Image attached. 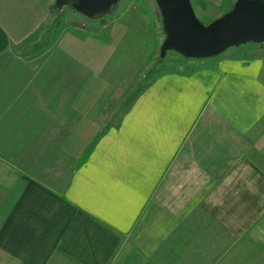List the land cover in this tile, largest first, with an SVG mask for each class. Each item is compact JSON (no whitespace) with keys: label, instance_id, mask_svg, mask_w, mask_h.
I'll use <instances>...</instances> for the list:
<instances>
[{"label":"crops","instance_id":"crops-1","mask_svg":"<svg viewBox=\"0 0 264 264\" xmlns=\"http://www.w3.org/2000/svg\"><path fill=\"white\" fill-rule=\"evenodd\" d=\"M46 14L0 0V55ZM97 60L46 136L66 166L0 156V264H264L263 58L165 70L119 114Z\"/></svg>","mask_w":264,"mask_h":264},{"label":"rangeland","instance_id":"rangeland-1","mask_svg":"<svg viewBox=\"0 0 264 264\" xmlns=\"http://www.w3.org/2000/svg\"><path fill=\"white\" fill-rule=\"evenodd\" d=\"M41 1L47 14L34 30L36 39L25 40L28 34L0 55V156L38 178L45 174V165L53 161L66 166L46 146V136L90 63L98 59L104 74L124 87L127 98L139 84L148 81V71L166 39L156 0H118L100 17L88 16L60 0ZM235 2L208 0L201 7L190 0L194 16L210 22L230 11ZM57 3L64 18L50 32L56 16L52 6ZM178 54H169L165 70H187L203 64L201 59H185ZM221 55H254L264 61V47L244 42L226 48ZM117 114L111 122L116 121Z\"/></svg>","mask_w":264,"mask_h":264},{"label":"water","instance_id":"water-1","mask_svg":"<svg viewBox=\"0 0 264 264\" xmlns=\"http://www.w3.org/2000/svg\"><path fill=\"white\" fill-rule=\"evenodd\" d=\"M89 1L108 6L104 13L98 16H92L100 17L107 13L118 0ZM156 1L161 10L164 27V19H166L169 27L172 29V40L175 39L178 41L189 54L187 55L175 48L168 47L166 45L167 33L164 47L162 49H172L188 57L204 58L221 53L226 48L240 43L248 41H264V0H249L250 3L247 5L242 4L240 0H236L230 11L212 20L208 25H203L194 16L190 0ZM60 3L64 4L62 0H60ZM238 3H241L240 8L235 11ZM218 20L221 21L213 27H210ZM236 30L238 31L233 34Z\"/></svg>","mask_w":264,"mask_h":264},{"label":"trees","instance_id":"trees-1","mask_svg":"<svg viewBox=\"0 0 264 264\" xmlns=\"http://www.w3.org/2000/svg\"><path fill=\"white\" fill-rule=\"evenodd\" d=\"M191 1H192L193 4L198 3L201 7H203L205 5L204 0H191ZM52 8L56 12V16H55V18H54V20L52 22L51 28L49 29L50 32L54 31L57 28V26L60 24V22L63 20V18H64V11L62 9L61 10L59 9V4L53 5ZM229 9H231V7ZM104 15H102V16H104ZM100 19H102V18H100ZM198 19L204 25H208L210 23V21H202L200 18H198ZM36 35H37V31H34L33 33L29 34L25 38V40H35L36 39ZM248 43L250 45H253V46L255 45V46L259 47V48H263L264 47V41H248ZM171 53L178 54V53H176L172 49H167V48L161 49L160 53L158 54V56L156 57L154 63L152 64V66L150 67V69L148 71V76L146 78V79H148V81H150L151 79L157 77L158 75L162 74L165 71V64L167 62V57ZM178 55H180V54H178ZM180 56H182V55H180ZM222 57H223V55H221V53H218V54L213 55L211 57L196 58V57H188V56H185L183 58H185V59H192V60L201 59V60H203V65H207V64L216 62L217 60H219ZM148 81L139 84L138 87L135 89V91H133L125 99V101L123 103L124 106H123V109L122 110L129 109L132 106V104L134 103V101L145 91V89L147 87ZM20 90L21 89L19 88L18 89V92H20ZM101 134L102 133L100 132L99 135H101ZM96 141H97V137L92 142L90 148H92V146L95 144Z\"/></svg>","mask_w":264,"mask_h":264},{"label":"bare ground","instance_id":"bare-ground-1","mask_svg":"<svg viewBox=\"0 0 264 264\" xmlns=\"http://www.w3.org/2000/svg\"><path fill=\"white\" fill-rule=\"evenodd\" d=\"M64 4H69L72 5L73 7L77 8L78 10L84 12L85 14H88L90 16H98L102 13H104V11H106V9L108 8V6H104L103 4L100 3H94L91 2L89 0H62ZM240 2L242 4H249L250 1L249 0H240ZM241 3H238L236 6L235 11L239 10ZM221 20H218L217 22H215L214 24H212L210 27H213L214 25H216L217 23H219ZM165 22V29H166V33H167V41H166V45L168 47H172L175 48L179 51H181L184 54H189L188 51L182 47L178 41H176L175 39H173V32L172 29L169 27L168 22L166 19H164Z\"/></svg>","mask_w":264,"mask_h":264}]
</instances>
